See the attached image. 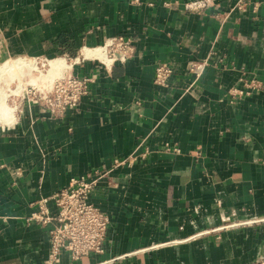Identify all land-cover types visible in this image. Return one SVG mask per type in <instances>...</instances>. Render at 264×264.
Returning a JSON list of instances; mask_svg holds the SVG:
<instances>
[{"label":"crops","instance_id":"crops-1","mask_svg":"<svg viewBox=\"0 0 264 264\" xmlns=\"http://www.w3.org/2000/svg\"><path fill=\"white\" fill-rule=\"evenodd\" d=\"M188 1L0 0L4 57L76 56L114 35L135 46L111 68L83 61L94 82L64 117L33 105L0 131V264H45L52 225L29 220L37 201L56 212L52 195L97 169L110 170L89 199L110 219L105 251L55 264L264 258V0L199 13ZM205 58L195 80L189 64ZM162 62L174 67L167 87L155 82ZM252 78L263 87L231 102Z\"/></svg>","mask_w":264,"mask_h":264},{"label":"built area","instance_id":"built-area-1","mask_svg":"<svg viewBox=\"0 0 264 264\" xmlns=\"http://www.w3.org/2000/svg\"><path fill=\"white\" fill-rule=\"evenodd\" d=\"M252 0H239L236 8L246 10ZM215 0H189L186 9L193 12H204L213 6ZM255 9L257 5L255 4ZM101 48L103 58L98 56L85 57L82 53L77 56H62L70 67L50 84V87L34 94L28 99L25 110L21 111L18 119L29 112L33 105L40 106L50 116L62 118L69 110L76 109L82 98L90 91V85L94 78L81 75L77 67L88 58L96 59L106 67L111 68L117 62H126L135 54V46L131 37L126 35H114L108 37ZM210 65L208 58L193 60L189 64V70L195 80H199ZM174 73V67L169 62H162L156 66L155 82L167 87ZM263 87L259 79L244 80L243 87L233 86L229 89V99L233 102L236 98L250 94L253 90ZM17 120V119H16ZM14 123L0 117V131L9 128ZM171 149V147H168ZM176 150V149H175ZM137 156L130 159H115L113 167L132 162ZM110 170L97 169L89 175L73 177L68 187L56 192L51 198L55 201L57 211L49 208V197L37 201V210L32 213L29 220L42 224H51V252L45 264H55L60 261L63 252L70 253L73 259H80L92 253H103L109 226V216L99 207L90 202V195L103 177L108 176ZM159 244L152 245V248ZM254 264H264V258Z\"/></svg>","mask_w":264,"mask_h":264},{"label":"rangeland","instance_id":"rangeland-1","mask_svg":"<svg viewBox=\"0 0 264 264\" xmlns=\"http://www.w3.org/2000/svg\"><path fill=\"white\" fill-rule=\"evenodd\" d=\"M1 32L0 29V104L1 101L6 99L7 104L15 108L13 118L8 120V123L11 124L18 119L22 113L21 111L25 110V106L29 102L28 99H31L35 93L39 94L41 91L48 89L53 79L63 74L67 68L61 69L56 74L55 72L50 74L49 62L56 58H63L62 56L64 55L52 57L31 55L4 57L3 51L5 50L6 42L4 37L1 36ZM87 47L94 48L97 45ZM23 56L30 60L32 66L14 63V59ZM67 63L69 65V62ZM48 74H50L49 77ZM0 117L6 120V116L1 113V105Z\"/></svg>","mask_w":264,"mask_h":264},{"label":"bare ground","instance_id":"bare-ground-1","mask_svg":"<svg viewBox=\"0 0 264 264\" xmlns=\"http://www.w3.org/2000/svg\"><path fill=\"white\" fill-rule=\"evenodd\" d=\"M81 53L85 57H92V56H98L100 58L104 57V54L101 48L93 49V48L85 47ZM14 63H17L18 65L27 64V65L32 66V63L30 62V60H28V58L25 56L14 59ZM49 64H50V74L51 73L53 74L54 72L56 74L61 69L70 67V65H68V63L66 62L64 58H56L55 60L50 61ZM50 74H48V77L50 76ZM6 101H7L6 99L1 101L0 105H1V113H3L6 116V120L8 121L13 118L15 108L9 106Z\"/></svg>","mask_w":264,"mask_h":264}]
</instances>
